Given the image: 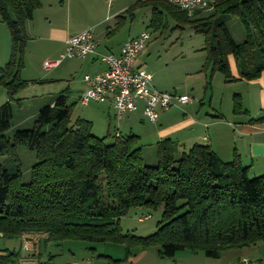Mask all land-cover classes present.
Masks as SVG:
<instances>
[{"label":"trees","instance_id":"trees-1","mask_svg":"<svg viewBox=\"0 0 264 264\" xmlns=\"http://www.w3.org/2000/svg\"><path fill=\"white\" fill-rule=\"evenodd\" d=\"M138 3L153 7L152 25L161 24L163 8L205 35L210 76L217 71L226 82L251 81L264 72V0H211L208 8L191 16L167 0ZM40 6V0H0V23L7 26L11 42L9 58L0 68V87L7 91L0 106V156L15 162L0 165V235L37 237L39 243L154 244L158 255L168 258L184 250L217 258L223 250L264 239V173L250 177L249 167L236 153L223 161L203 144L179 152L175 142L164 138L155 144L156 164L146 165L137 135L114 134L108 143L107 136L92 133L91 121L77 118L72 124V105L64 93L38 110L31 128L7 135L11 102L26 84L20 71L28 23ZM233 17L243 28L242 42L234 40L227 26ZM252 121L264 122V115ZM18 146L34 152L37 160L27 183L21 182ZM132 207H162L153 234L137 237L122 232L120 218ZM21 255V249L3 250L0 264H19Z\"/></svg>","mask_w":264,"mask_h":264},{"label":"rangeland","instance_id":"rangeland-1","mask_svg":"<svg viewBox=\"0 0 264 264\" xmlns=\"http://www.w3.org/2000/svg\"><path fill=\"white\" fill-rule=\"evenodd\" d=\"M132 1L135 3L137 0ZM152 9L149 3L136 2L128 13H123L122 17L114 18L112 23L106 22L96 31L94 30L99 50L117 53L128 38H134L147 32L150 39L145 49L136 58L135 65L152 76V82L157 89L171 94H186L192 102V105H188L189 109L187 106L172 109L171 112L175 115L174 122L183 117V112L198 118L207 115L209 120L216 117L222 123L234 127L235 123L241 119H249L246 118V109L255 111L259 107L255 89L250 85V81L226 82L224 75L217 71L210 76L211 66H206L205 35L196 33L190 24L176 21L163 8H159L162 15L161 24L152 25ZM203 12L209 13L210 11ZM227 26L234 40L242 42L244 32L238 18H230ZM3 48L4 42L0 34V50ZM24 56L20 80L25 81L26 84L16 92L11 102L13 117L11 128L7 132L9 137L16 130L32 127L38 107L50 101L48 93L58 89H67L70 83L73 85L76 82H82L83 76L89 73L85 71L88 58L86 60L66 59L58 69L44 68L45 61L51 62L61 56H55L49 44H33L32 47L25 49ZM67 62H75L72 70L63 67ZM231 65L233 68V64ZM60 68H64V72L63 75L58 76L55 73L60 72L58 71ZM51 79L58 80L51 81ZM69 96L67 104L72 105L70 122L73 124L77 118L85 115L88 117L85 119L92 122V133L99 138L107 136L106 142H111L115 132L114 125L119 123V120L114 117V110L112 108L108 110L107 105L94 102L82 106L73 98L75 97L73 94ZM6 100V88L0 87V106ZM236 102L239 104L237 107H235ZM108 112L112 122L109 132L104 129ZM150 124L152 123L148 120L145 121L146 130L152 129ZM230 127H219L221 138L226 134L231 140L228 132L233 128ZM179 135L175 133L172 138H169L175 142L180 152L183 142L179 141L183 139V136ZM156 142L157 139L152 134L139 140L146 165L156 164ZM186 147L184 150L189 149V146ZM16 159L22 170L21 182H29L31 167L37 161L35 153L25 146H18ZM0 165L10 167L15 165V162L9 156H0ZM249 176L253 177L251 172ZM161 215L162 207H132L120 218V228L123 233L147 237L156 231ZM27 240L36 243L38 238L33 237ZM127 247L129 255L126 251ZM38 248L39 264H114V260L121 261L119 264H264V239L249 246L223 250L217 258H207L202 252L195 254L190 250L180 251L172 258L160 257L157 245L140 246L137 243L64 240L62 242H40ZM19 249H21V254L25 253L20 239H5L0 235V250L16 251Z\"/></svg>","mask_w":264,"mask_h":264},{"label":"crops","instance_id":"crops-1","mask_svg":"<svg viewBox=\"0 0 264 264\" xmlns=\"http://www.w3.org/2000/svg\"><path fill=\"white\" fill-rule=\"evenodd\" d=\"M136 2H138V0ZM136 2L134 3L132 0H40L41 6L34 11L32 19L28 23L27 31L29 38L26 48L32 47L33 44L45 43L49 44V48L54 51L55 56H60L65 52L66 42L70 37L88 29H93V38L96 41L94 30L96 31L98 27L106 22L112 23L114 18L122 17V14L128 13L132 6L136 5ZM3 25L5 24L0 23V34L4 42V48L0 50V68L6 64L10 55L11 46L8 28ZM127 40H129V38ZM120 48L117 53H113L109 50L100 51L98 44L96 54L88 55L84 58L71 59L86 60V58H88L85 71L89 73H86L85 75L93 76L103 73L106 69L100 56L109 53L117 56ZM63 61L51 69H58ZM46 62L48 61H45L44 64ZM74 63L75 62H67L63 67L72 70ZM134 66L138 67L135 65V62ZM64 68H60V70H58L60 72H56L55 74H58V76H61V74L63 75ZM231 70L233 75L237 74L234 64ZM56 80L51 79V81ZM71 84L72 83L68 84L67 89L51 91V93H48V97L50 98L49 103L41 104H43V106L53 104L54 98L60 93H64L67 96V99L70 97L69 94H73L75 96L73 98L79 102V98L87 91L88 86L84 80L79 83L76 82L73 85ZM250 85L255 89V95L258 99L259 107H257L255 111H249L246 109V118L249 119H241L235 123V127L230 124L227 125L222 123V121L216 117H213V120H209L207 115L198 118L192 117L186 112H183V117L180 120L174 122L175 115L172 114V109L181 108L182 106H187L188 108V105H192V102L190 101L186 104L176 103L175 106L171 107L169 110L161 111L157 122L152 123L149 121L152 123L150 124L152 129L146 130L144 123L147 119L143 114L142 104L138 103V109L136 111L124 114L119 119V123L114 125V134L123 137L129 133H133L139 137V140L152 134L158 142L164 138H172L173 134L179 133V136H183V139L179 141L183 142V147H181L182 150L187 148L186 146L191 147L194 144L208 145L220 159L226 161L231 160L234 153H236L239 155L242 163L249 167V173L251 172L253 176L261 175L264 173V122H256L252 120H256L263 116L264 113V72L257 79L251 80ZM159 91L163 90L160 89ZM97 104L107 105L108 110L111 108L114 110L111 101ZM38 108L40 109L41 107ZM114 117H116L115 110ZM80 118L85 119L88 117L82 115ZM104 126V129L109 132V129L112 126L109 112L108 119L106 120V123L104 122ZM221 126L227 128L231 126L233 128L232 131L228 130L230 131L228 133L231 136V140H229L226 134L221 138V135H219V127ZM21 247L25 249V253L21 255L19 264L40 263L38 241L34 243L28 241L27 238H23L21 240ZM1 251L2 250H0V253Z\"/></svg>","mask_w":264,"mask_h":264},{"label":"built area","instance_id":"built-area-1","mask_svg":"<svg viewBox=\"0 0 264 264\" xmlns=\"http://www.w3.org/2000/svg\"><path fill=\"white\" fill-rule=\"evenodd\" d=\"M191 16L196 10H204L209 7L211 0H167ZM150 35L147 32L127 40L120 48L119 54L111 53L101 55L105 64V71L96 75H85L83 80L88 89L79 98L82 106L90 102L105 103L111 101L119 120L124 114L138 109V103L142 104L145 118L155 123L159 119L161 111L169 110L176 103L186 104L190 102L188 95H177L159 91L152 82V76L135 67L134 62L145 49ZM97 42L93 38V29L85 30L70 37L66 42V50L56 61L46 62L45 68L56 67L61 61L71 58H84L96 54ZM141 221V219H140ZM76 264V263H74Z\"/></svg>","mask_w":264,"mask_h":264}]
</instances>
